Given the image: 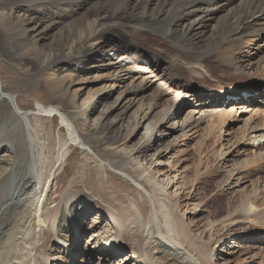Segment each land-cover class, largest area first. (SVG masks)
Segmentation results:
<instances>
[{
  "label": "bare ground",
  "instance_id": "1",
  "mask_svg": "<svg viewBox=\"0 0 264 264\" xmlns=\"http://www.w3.org/2000/svg\"><path fill=\"white\" fill-rule=\"evenodd\" d=\"M91 1L0 0L3 27L10 20L18 22L24 39L44 52L37 65L47 63L51 70H59L64 75L53 78L56 87L50 92L51 103L37 101L38 112H43L33 114L29 105L22 103L18 94L5 85L4 77L11 76V72L3 63L7 59L16 60V53L10 51L11 39L0 37V57L4 58L0 63V264H53L56 259L50 256L49 246L54 243L63 246L61 243L71 230L75 235L82 233L90 203L100 208L110 224L103 227L99 221L92 225L95 231L90 241L97 246L89 249L88 264H111L125 250L129 251L126 259L136 258L135 264H214L209 254L211 245L201 242L200 236L206 239L207 235H220L226 228L227 235L238 239L246 228L235 231V222H231L223 229L212 225L210 231H201L199 222L193 218L186 222L179 217L175 213L177 204L173 206L168 196L172 181L165 187L155 178L148 167L153 158L148 159V155L154 145L160 147L166 138L169 144L162 154L173 149L179 132L198 129L208 117L224 112L225 109H215L209 104L217 87H202L207 79L196 76L201 74L199 67L204 62V51L218 45L214 54L246 81L231 84L224 91L226 102L228 92L249 90L248 82L263 83L264 77L255 79L254 75L264 60V43L257 44L253 53L249 44L264 39V0H94L103 9L98 13L97 26L86 24L85 18H77ZM258 15L263 19L247 24ZM211 22L216 23L212 26ZM132 28L161 35L166 42L147 38L146 41L167 48L157 52L137 43L133 35H144L139 30L133 32ZM25 64L20 62L16 66ZM140 64H145L146 73L137 70ZM99 70L105 74L97 81L94 74ZM82 72L86 76L83 86L75 90L70 101L62 103L60 99L66 86L62 90L59 86L67 85ZM95 82L105 84L85 98L82 105L77 104L83 92ZM185 108L188 109L186 116L180 119ZM253 110L249 107L246 113ZM88 111L99 113L98 123L94 122L96 133L110 132L116 141L109 144L104 140L94 141L81 130L77 117L85 120L86 116L89 122ZM195 114L199 117L195 118ZM59 116L63 118L62 125L67 127L70 144L88 157L82 165L86 171L82 183L87 192L85 196L76 195L70 189L74 182L69 181L64 194L59 186L68 183V170L58 176L67 161L68 141L59 140L56 153L53 139L48 137V149L38 140L39 123L50 122L53 127ZM261 124L258 127L263 129L264 118ZM141 129H144L142 137L132 143L135 133ZM249 131L260 133L258 137L264 136L258 128ZM47 168L50 170L46 174ZM177 184L183 189L181 182ZM191 196L184 198V207ZM48 201L54 208H49ZM41 203L42 222L38 224L33 214L38 216ZM257 205L262 207L259 211L264 216V196L259 198L254 190L252 200L243 203L241 209L229 207L222 222L235 218L243 222L250 220L256 215ZM199 231L196 239L193 233ZM250 234V239L257 240L264 231ZM221 237L229 239L225 234ZM221 240L217 243L224 247L226 241L221 244ZM75 246L72 250L78 259L80 247ZM222 252L220 249L219 253ZM79 262L83 263L82 259Z\"/></svg>",
  "mask_w": 264,
  "mask_h": 264
},
{
  "label": "rangeland",
  "instance_id": "2",
  "mask_svg": "<svg viewBox=\"0 0 264 264\" xmlns=\"http://www.w3.org/2000/svg\"><path fill=\"white\" fill-rule=\"evenodd\" d=\"M102 10V5L93 0L85 4L83 13L77 18L79 20L85 18L86 24L90 23L97 26L98 13L102 12ZM261 19L263 18H258V20ZM215 23L216 22L213 24V22H211V25L214 26ZM7 24L3 27L2 23H0V28H2L0 37L8 36L11 39L12 44L10 46V51L16 53H14L16 60L5 59L6 62L3 63L9 67L11 72V76L6 75L4 77L5 85L12 88L13 91L18 94L19 100H21L22 103L29 105L33 114H40L43 111L41 110L42 112H38L39 104L37 101L51 103V99L53 98L50 92L51 89L55 91L53 88L56 87V80H53V78L55 79L57 76L61 78V76L64 75H62L59 70H51L47 63L37 65V61L44 56V52L38 47L35 48L32 46L31 41L24 39L22 31L18 28V22L10 20ZM131 30H133V32H138L139 30L141 34L144 35V37H135V35H133V40L135 39L137 43L152 47L153 50L157 52H162L167 48L162 44L146 41L147 39H159L161 42H166L161 35L144 29L132 28ZM147 43H150V45ZM263 43L264 39L251 42L249 46L252 53L257 44L260 46ZM218 47L217 45L214 49L207 50V52L204 51L206 53V57L203 55L205 63L203 62L204 64L202 63L199 67L201 74L196 76L198 79H202V77L207 79V81L203 82L202 87L205 85L217 87L215 95L209 104L210 107H214L215 109H225L224 112L216 114L214 117H208L198 129H186L184 132H179L176 136L177 138L175 139L173 149H167L164 154H162V152L165 150L164 147L169 144L168 138L163 141L160 147L154 145L148 155V159L153 158L148 167L154 172L155 178L164 186H167L168 183L172 181L168 186V196L171 198V201H173V206L177 204L175 213L186 222H188L189 218H193V220L199 222L198 225L201 231H210L212 225L223 229L224 226L230 225L231 222H235L233 223L235 231L246 228L238 239H233L231 235H227L226 228L221 231L220 235L212 237H208L209 235H207L206 239L200 236V231L193 233L197 236L196 239L200 236L201 239L199 240L201 242L210 243L211 248L209 254L213 256L215 260L214 264H264V235H258L257 240L250 239V233L253 234L256 230L264 231V216L260 215L262 207L258 205L255 207L257 209V211H255L256 215L251 217L250 220L245 219L243 222L237 221L242 219L235 218L227 221L228 223L222 222L228 215V208L234 207L241 209L243 203L245 204L249 199L252 200V192H254V190L259 198L264 196V136L258 137L260 133L251 134V131H249L250 128H258L261 134H264V128L258 127H261V121L264 118V93H260V95L258 92L261 91V87L264 86V79L263 83L259 82L257 85L248 82L247 87L249 90L240 91L236 89L228 92L227 97L230 98H227L228 102H226L223 98L225 95L224 91L227 90L231 84L246 83V81L242 78L240 79V77H238L239 75H237L231 67L224 64V61L214 54L215 50L218 51V49H216ZM246 49H248V46H246ZM257 56L259 55L257 54ZM3 59L4 58L0 57V63L3 62ZM20 62H25L27 64L20 67L16 66V64L19 65ZM163 64L162 62L161 67H164ZM138 67V71L143 73L147 72L145 64H140ZM102 74H105L104 70L96 71L94 75L97 81L101 80L100 76ZM122 74L124 75L125 73ZM85 77V72L78 73L67 83L68 86H59L61 90L62 87L66 86L63 89L64 95L61 96L62 94H60V101L62 103L72 99V96L75 95V90L83 86V79H85ZM262 77H264L263 59L259 65L258 71H256L254 75L255 79ZM104 84V82H95L89 85L87 90L83 92V97L77 100V104L82 105L85 98H89L90 95L94 94ZM51 85L53 87H51ZM246 92H250L251 94ZM261 92H264V90ZM243 93L249 95L245 96ZM261 100L263 104L259 103ZM186 106L187 105H184V107ZM249 107L250 110L254 109L252 113H246ZM187 111V108L183 110L180 119L186 116ZM88 112L91 116L89 122H87L86 116L85 120H81L77 117V120H80L81 130H85V133L87 135L89 134L94 141L102 142L104 140V142L108 144L112 141H116L117 139L114 134L110 132L99 130L96 133L98 129L96 130L97 127L94 125V122L98 123L99 113L92 111ZM194 116L195 118L199 117L198 114ZM259 116H262L261 120ZM62 120L63 118L60 116L59 119L56 118L53 127L50 126V122H40L39 127L37 126V135L39 134L38 138H40L37 139L39 141L42 140L41 142L45 144V149H48L49 139L54 140L53 147H56V153L60 146L59 140L63 143L66 141H68V144L72 143V141L69 140V136L66 134L67 127L62 125ZM92 124L94 127L91 126ZM51 127L52 129H48ZM133 127L134 125L132 128ZM143 133L144 129L138 130L131 142H137L142 137ZM170 140L173 141V139ZM66 148L68 149L66 150L67 161L58 176L61 174L64 175L66 170H68L69 174L66 180L68 183H62L59 186L64 194V192L67 191L66 188L68 187L69 181L74 182L72 186H70V189H73L72 191H74L76 195L81 194L85 196L87 192L82 183L85 179L86 171L84 173L82 165L87 163L86 158L88 157L75 145L73 147L72 144H70L69 146L67 145ZM74 149H77V152L74 153ZM49 170L50 168H47L45 171L46 174ZM102 175L103 174H101V177ZM48 177L49 176H46V178ZM174 178L175 182H173ZM176 181L178 183L181 182L183 189L178 187ZM185 185L186 187H184ZM50 186L51 183L48 185V189H50ZM43 189L45 191L46 187H43ZM189 195H193V197L187 198L188 200L185 202L187 206L184 207L182 205L184 198L186 199V196L188 197ZM244 199L246 200L242 202ZM90 202V200L87 201V204ZM47 204L49 208H54V204H51V201H48ZM38 207V216L37 213L33 215L35 218L34 221L36 220L39 224L42 222V203L39 204ZM87 208L88 211H86L87 213L84 215L85 219L82 222V233L75 235L71 230V232L67 234V238L64 240L65 242L61 243L63 246L56 243L49 246L48 250L50 256L56 259L53 264H88L90 260L88 251L89 249L95 248V245L97 246V244L90 241L91 234L95 231L93 227L99 221H101L102 226L105 227L110 220L106 219V216L99 211L100 208H95L93 203H90ZM211 232H213V230ZM112 233L116 236V232L112 230ZM222 234H225L229 239H223L221 237L223 236ZM37 236L38 234L36 235V239ZM252 236H254V234ZM258 238H260L261 241L258 240ZM218 240H221V244H224V241H226L225 246L222 247L219 245L217 243ZM104 241L105 240H103V242ZM74 245H76L75 247H78V245L80 247L78 259L75 258L74 250H72ZM220 249L223 251L222 253H219ZM128 253V250L120 252L118 258L114 259L111 264H135L136 258L134 260L126 259ZM80 259H82L83 263L79 262ZM91 264H96V262Z\"/></svg>",
  "mask_w": 264,
  "mask_h": 264
}]
</instances>
